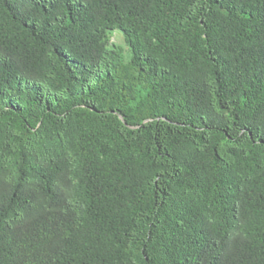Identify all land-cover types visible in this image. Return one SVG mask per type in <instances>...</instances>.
<instances>
[{
    "label": "trees",
    "instance_id": "16d2710c",
    "mask_svg": "<svg viewBox=\"0 0 264 264\" xmlns=\"http://www.w3.org/2000/svg\"><path fill=\"white\" fill-rule=\"evenodd\" d=\"M0 264H264V0H0Z\"/></svg>",
    "mask_w": 264,
    "mask_h": 264
},
{
    "label": "rangeland",
    "instance_id": "374dc122",
    "mask_svg": "<svg viewBox=\"0 0 264 264\" xmlns=\"http://www.w3.org/2000/svg\"><path fill=\"white\" fill-rule=\"evenodd\" d=\"M111 43L121 47L122 49L125 50V52H127V48L125 46L123 37L118 32H113ZM128 55L130 56V54H128ZM129 56L126 57V60H128Z\"/></svg>",
    "mask_w": 264,
    "mask_h": 264
}]
</instances>
